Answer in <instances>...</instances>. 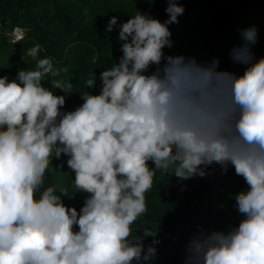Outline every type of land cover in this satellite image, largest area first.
<instances>
[{"label": "clouds", "instance_id": "9594fccd", "mask_svg": "<svg viewBox=\"0 0 264 264\" xmlns=\"http://www.w3.org/2000/svg\"><path fill=\"white\" fill-rule=\"evenodd\" d=\"M166 3L164 22L137 11L119 25L122 56L101 72L99 94L85 93L73 111H62L66 97L51 90L69 92L63 81L44 84L68 71L50 57L14 79L0 76V264L154 259L159 228L129 237L148 210L156 172L171 169L188 181L213 175V165L243 178L246 188L234 196L241 219L225 230L198 228L185 264H264V56L253 51L257 30H238L240 43L229 52L242 73L221 70L218 58L166 55L169 25L185 11L180 0ZM117 23L111 17L106 32ZM40 51L36 44L29 55ZM62 155L78 193L88 194L79 210L64 203L74 195L44 187L50 164L64 167L53 165Z\"/></svg>", "mask_w": 264, "mask_h": 264}, {"label": "trees", "instance_id": "16d2710c", "mask_svg": "<svg viewBox=\"0 0 264 264\" xmlns=\"http://www.w3.org/2000/svg\"><path fill=\"white\" fill-rule=\"evenodd\" d=\"M185 11L178 24L169 25L173 46L165 48L166 55L196 57L198 61L220 60L219 68L242 73L244 67L233 63L229 57L231 48L240 43L238 30L255 27L257 41L255 55L264 56V0H180ZM166 0H0V29L24 30V36L16 45L0 36V76L14 79L19 70H34L37 60L50 57L54 66L67 68L59 76L46 77L44 84L51 89L53 79L63 81L65 90L51 89L66 97L62 111H73L83 101L81 96L101 89L100 74L110 68L122 56L118 40L119 25L137 11L164 22ZM117 17V26L106 32L108 20ZM41 46L36 59L29 50ZM155 66H153L154 70ZM96 77L95 87H87V80ZM71 84L68 88L67 85ZM68 159L61 156L59 160ZM213 175L181 181L174 175L157 171L153 187L146 193L147 212L132 225L129 240L143 237L148 228H158L159 244L154 245V259L143 264H185L186 245L198 228L206 231L225 230L238 226L241 219L235 207L234 196L246 188L242 177L234 168L227 173L218 165ZM74 174V173H73ZM57 170L49 166L45 178L56 186ZM44 187H48L44 184ZM57 194L63 192L56 188ZM70 194L72 206L79 210L88 194ZM145 248L152 244L146 238Z\"/></svg>", "mask_w": 264, "mask_h": 264}, {"label": "rangeland", "instance_id": "374dc122", "mask_svg": "<svg viewBox=\"0 0 264 264\" xmlns=\"http://www.w3.org/2000/svg\"><path fill=\"white\" fill-rule=\"evenodd\" d=\"M0 36H4L8 43L12 45H16L18 41L21 38H23L24 30L16 29V30L11 31L8 28H1ZM62 161L64 162V167L60 170L56 169L57 170L56 177H57L58 184L55 187L62 192L66 191L68 195H70L71 193H73V191L77 190V188L74 185V174L71 173V170L68 168L65 162V159ZM62 161L53 162V165L58 166ZM50 167L54 168L51 164H50ZM45 185L52 186L48 183L46 178H45ZM71 200L72 198L70 199V198L65 197L64 203L69 207H73Z\"/></svg>", "mask_w": 264, "mask_h": 264}]
</instances>
